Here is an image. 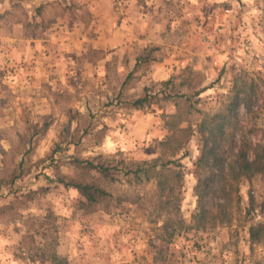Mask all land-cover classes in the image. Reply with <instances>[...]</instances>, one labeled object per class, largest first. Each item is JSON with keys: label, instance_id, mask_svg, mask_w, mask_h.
Wrapping results in <instances>:
<instances>
[{"label": "rangeland", "instance_id": "obj_1", "mask_svg": "<svg viewBox=\"0 0 264 264\" xmlns=\"http://www.w3.org/2000/svg\"><path fill=\"white\" fill-rule=\"evenodd\" d=\"M231 102L228 176L199 222L197 125ZM176 114L193 130L179 202L158 197L154 166ZM260 146L264 0H0V264H264V160L237 177L229 162ZM61 176L111 197L84 210Z\"/></svg>", "mask_w": 264, "mask_h": 264}, {"label": "trees", "instance_id": "obj_2", "mask_svg": "<svg viewBox=\"0 0 264 264\" xmlns=\"http://www.w3.org/2000/svg\"><path fill=\"white\" fill-rule=\"evenodd\" d=\"M150 104V96L145 94L132 101L131 105L133 108L142 109L146 105ZM236 103L231 102V104L223 112L216 113L208 118V120H201L197 125L198 132L200 134V155L195 162L194 175L196 178V184L193 188L194 195L197 198V210L194 214V219H198L199 222L206 219L209 215L207 210L204 209L203 199L209 193H212L213 185L216 181H222V178L228 176V171L225 170V163L227 162V157L219 153V142L220 139L225 137L228 128H230L233 120L237 117L236 113ZM180 114L173 115L171 120L165 121V126L169 132L164 140L159 142V146L162 150L170 149V159L164 163H160L158 159L155 160L154 166L157 168L156 171V192L161 199H172L175 201L180 200L179 194L183 187V174L181 172V165L178 162V158L174 159L176 155L181 152L184 146L187 144L189 138L193 135L192 126L187 120H182ZM177 118V119H176ZM185 122V125H182ZM187 123V124H186ZM182 125V126H181ZM234 140V136L232 135ZM232 140V141H233ZM232 145H235L234 141ZM261 155L253 156L250 159L249 155L242 150V147L232 155L229 162H233L238 166V171L236 177L253 171V169L258 172L261 169V165L264 160V146L259 147ZM233 152V148H232ZM53 153V152H52ZM184 156V155H182ZM83 169L88 168L97 170L101 175L107 177V168L102 164L93 165L92 163L85 162L83 165L80 161H75ZM159 162V163H158ZM235 165H232V171L234 172ZM216 169L214 172L213 170ZM209 171L210 176L204 177V172ZM166 172L171 173L170 184L169 179L167 180L165 174ZM59 182L65 187H70L75 189L79 195L83 198L81 202V207L84 210L92 212L97 206L108 199L111 195L105 191L101 185L96 182L89 183H79L76 181L67 180L66 177H59ZM233 189H231V192ZM237 189L234 190L236 193ZM216 192V191H213ZM230 192V193H231ZM228 192V195L230 194ZM170 202L169 204H171ZM177 204V203H176ZM214 218H217L216 216ZM223 220V219H221ZM52 260H57L58 257L53 254L50 256Z\"/></svg>", "mask_w": 264, "mask_h": 264}]
</instances>
